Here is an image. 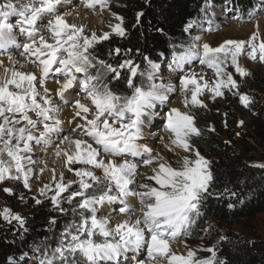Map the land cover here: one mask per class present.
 <instances>
[{"label": "snow or ice", "instance_id": "1", "mask_svg": "<svg viewBox=\"0 0 264 264\" xmlns=\"http://www.w3.org/2000/svg\"><path fill=\"white\" fill-rule=\"evenodd\" d=\"M65 3L67 0H29L28 3L0 0V53L20 48L22 55L38 69L21 70L22 66L11 55L10 66L0 60V184L16 181L31 191L32 178L50 170L52 183L39 188V195L47 197L54 210L63 214L69 211L63 206L65 203L72 206V215L79 218L78 223L67 227L58 246L51 254H45L40 264H76L77 254L85 258L86 264H107L137 252L142 255L134 259V264H225L218 259L215 247L202 249L209 255L198 257L197 250L187 243L184 244L186 253H178L172 246L173 242L190 235L191 224L200 216L207 197L212 195L209 191L213 181L212 162L194 142L204 130L197 126L196 116L189 109H206L205 93L215 102L229 92L245 107L251 105L252 98L240 91L236 76L251 75L240 62L242 56L264 63V38L258 25L247 40L228 39L216 46L209 43L189 46L185 54L176 58L177 67L199 57L200 64L214 70L212 80L195 72L183 75L179 83L185 93V110L170 107L165 114L166 131L172 139L164 147L169 152L181 149L187 153L180 157L177 168L145 142L143 127L145 117L157 103L168 101V95L155 85L147 90L137 86L134 78L139 65L130 59L114 67L94 55L97 44L112 35L126 34L124 18L115 16L119 22L111 26V32L89 35L83 25L68 22L66 17L70 13L61 11ZM85 6L104 9L110 7V0H85ZM205 7H208L206 3ZM14 16L21 18L19 31L26 42H18L13 34L9 18ZM113 52L119 55L120 49ZM148 64L153 71L158 68L151 60ZM123 68L129 71L126 84L130 94L118 93L103 82L108 73L119 79L118 69ZM94 69L97 71L93 72ZM54 73L60 78L55 80L57 87L53 95L47 81ZM77 88L82 90V98H69ZM167 91L175 92L176 88L172 86ZM61 103L70 104L74 109L72 119L67 121L74 125L71 129L74 137L61 134L66 123L59 116ZM77 119L83 123L76 124ZM54 136L59 139L54 140ZM64 145H70L71 149ZM37 146L54 149L55 158L63 160V169L73 173L74 178L66 179L63 169L57 174L55 168L48 169L46 160L29 155L35 154ZM102 155L113 159H101ZM129 156L141 160H129ZM141 163L151 169L152 174L146 180L154 181L159 187L137 182ZM254 166L264 168V164ZM3 191L14 194L11 187ZM49 193L52 194L49 196ZM35 203L43 201L36 198ZM113 205L114 208L105 211ZM137 211L139 216H135ZM112 212L124 218L113 223ZM0 216L9 222L15 220L21 226L25 223L20 214H13L10 209L0 211ZM54 223L55 219H51L50 224Z\"/></svg>", "mask_w": 264, "mask_h": 264}, {"label": "trees", "instance_id": "2", "mask_svg": "<svg viewBox=\"0 0 264 264\" xmlns=\"http://www.w3.org/2000/svg\"><path fill=\"white\" fill-rule=\"evenodd\" d=\"M262 1L234 0L233 6L226 8L225 0H110V10L124 18L126 34L123 37L112 35L109 40L97 44L94 55L114 67L130 59L140 69L152 73L148 60L158 65L165 57L177 58L187 52L185 45L191 44L188 28L196 20L209 18L211 6L225 8L228 14L235 13L242 20L249 21L258 12ZM249 12L254 14L249 16ZM117 48L120 49L119 55L113 52ZM250 73L241 83V89L252 98L249 107H245L237 96L227 93L224 109H196L197 126L204 131L194 142L212 162L213 181L209 189L212 195L201 208L206 219L214 216L231 222L243 221L264 211V170L250 164L251 152L264 147V100L258 91H253L254 88L264 90V76L258 70ZM110 74L104 76L103 82L118 93L130 94L126 80L114 79ZM134 82L144 89L148 86L144 79L134 78ZM239 120L244 122L240 124L244 135L240 141L235 138V126ZM49 217L50 214L43 209L34 212L27 218L22 235L1 227L0 264H7L9 258L22 254L27 245L39 247L43 241L55 242L48 237ZM198 218L200 216L196 220ZM71 223L73 221L66 224ZM249 237H236L233 233L221 235L216 247L218 259L225 264H264V240Z\"/></svg>", "mask_w": 264, "mask_h": 264}, {"label": "rangeland", "instance_id": "3", "mask_svg": "<svg viewBox=\"0 0 264 264\" xmlns=\"http://www.w3.org/2000/svg\"><path fill=\"white\" fill-rule=\"evenodd\" d=\"M68 1V0H67ZM229 1V2H228ZM24 3H28L29 0H23ZM81 0H75L70 4L65 3L61 11H67L71 12L72 9L81 7ZM225 6L232 7L234 4V0H225ZM77 5V6H76ZM79 5V6H78ZM83 11L89 15L94 16L97 20L101 22H105V28L103 29L104 32H111V26L115 25L119 21L116 20L114 14L110 7L101 9L99 6H97L95 9H88L87 7L82 8ZM212 15L207 19H200L196 20L194 24L188 28V35L191 38V44L185 45L186 49H189V46L192 47H199L203 45L204 43H209L213 46L218 45L222 41L228 40V39H234V40H247L254 31L257 29V25L259 27V32L261 34V37L264 38V0L261 2L258 8V12L254 15V17L249 21L240 20L238 17H235V13L228 14L226 9L224 8H214L211 6ZM73 16V17H72ZM18 21H15V20ZM21 18L19 17H10L9 23H12L16 26L14 30V35L17 39V41L21 39H26L20 31H19V20ZM69 23H74L76 25H83L85 28L86 34H91L93 31L89 28V23L86 19H81L74 15H68L66 17ZM85 20V21H84ZM109 25V26H107ZM212 29L209 31V29ZM102 31V29L100 30ZM96 33V32H95ZM98 36L102 35L98 31L96 33ZM45 35L47 36V32H45ZM195 37H201L199 41H195ZM50 39V37H49ZM15 50V47L8 49L7 51L0 53V60L5 61L6 66H10L8 62V57L11 55V57L18 61L19 65L22 66L21 70L26 71L28 66L24 65V62L22 60H25V62L32 66H35L32 64L28 57L25 55H22V50L20 49L19 52H17V55L10 53ZM124 56V55H122ZM176 58L172 56L165 57L163 61L158 64V68L156 70H150L152 73H149L148 71H145L143 69H138V74L135 77L139 80L144 79L148 83L147 90L150 85H155L158 89L161 90V92H164L168 95L169 99L164 104L157 103L155 109L151 110V112L145 117V123L143 125L144 132H145V142L149 144L150 147H152L156 153L164 155L169 162L172 163L173 167H179V159L180 157H183L184 155H187L183 150L181 149H175L174 152H169L168 149L164 147V144H167L171 139V135L166 131V120H165V114L169 110L170 107H178L182 111L185 110L183 108V99L185 93L181 90L180 86V79L185 74H190L192 72H195L197 75L204 74L205 79L212 80L214 79V70L209 69L207 66L200 64L199 57L192 59L189 62L184 63L181 67L176 66ZM240 62L243 66H245L250 72L253 70H258L263 76H264V63L259 62V60L253 61L250 60L244 56L240 58ZM137 65V64H135ZM36 67V66H35ZM121 73L119 79L126 80V77L129 75V71L127 68L118 69ZM229 70H232L229 68ZM124 73V74H123ZM140 73H144V75H140ZM81 78H83V74H80ZM111 75V74H110ZM151 75V79H149V76ZM112 76V75H111ZM55 73L50 75L48 78V81L54 83L56 79H59ZM237 80L240 81V91L242 93H246L241 89V83L243 81L244 77L236 76ZM115 79V78H114ZM118 79V80H119ZM174 86L176 88L175 92H168L167 89L169 87ZM253 91L256 93L258 91L259 97L264 100V90L257 88L253 89ZM229 93L226 92L225 95ZM207 93H205V96L203 97L205 99V102L207 103L208 107L206 110H217V109H224L227 105V102L225 100V96L222 98H217L215 102L207 98ZM72 96L82 98V90L79 88L74 89L71 93L69 98ZM57 103H60L58 98L56 99ZM61 111L59 113V116L61 119H64L66 121L62 135H67L69 137H74L75 133L71 132V129L74 127L73 124L67 123V121L72 119V114L74 112L73 107L69 105L60 104ZM197 119V111L196 109H189ZM200 111H204L205 109H198ZM35 118V117H33ZM83 123L82 120L77 119L76 124ZM22 126V125H21ZM70 127V128H68ZM160 132H166V134L161 135ZM242 128L240 125V120L236 123L235 126V138L239 141L243 137ZM79 138H84L83 136H80ZM163 139V143L161 142V139ZM54 140H58L59 137L54 136ZM252 144H255V141L252 138H248ZM64 147L71 149L70 145H64ZM29 155H33V158H39L40 160H50L49 156L54 155V149L47 150L42 149L41 147L37 146L35 148V154L29 153ZM204 155L208 160L209 157L206 154ZM252 157L250 159V164L252 166L264 164V147H257L255 150L251 152ZM103 159H113V157L102 155ZM7 159V157H5ZM129 160H141L140 157H128ZM51 165L48 164V169L55 168L57 174L63 169V160H57L56 158L53 159L50 162ZM256 167V166H255ZM260 168V167H257ZM263 169L264 168H260ZM65 172L66 179H73L74 175L71 172H68L66 169H63ZM46 171V170H45ZM49 175L43 174L40 176L39 174L35 175L32 180V190L29 191L25 189L21 183L16 181H6L3 184H0V211L4 209H10L13 214H20L22 218L25 220V223L21 226L17 221L11 220V222L3 219L2 216H0V228H6V229H12L15 234L22 235L20 233L24 232V229H26V220L30 217V215L34 214V212L38 210H45L50 214V217L48 219V225L47 231L49 232L48 237L50 239L55 240L53 242L51 240V243H46V241H43V245L41 246H32L27 245V249L21 252L16 257L9 258L7 264H40V261L44 258L45 254H51L52 250L56 248L57 243L63 239L62 234L66 231L67 227L70 224H66L67 222H79V218L74 217L71 213V207L68 204H64L63 206L66 209H69L67 214H63L59 211L54 210L53 205L49 201V199L45 196H40L38 189L43 187L44 184L52 183V178L48 179L47 176H52V173L50 170H48ZM151 169L145 168L143 164L141 163V167L139 169V175L137 176V182H146V183H152L155 185L154 181H147L146 176L151 175ZM159 187L158 185H155ZM5 187H11L14 189V194L9 195L6 194L3 189ZM52 193H49V196ZM67 195V194H65ZM23 196L24 198L21 199L20 197ZM38 198L43 201L41 204L35 203V199ZM115 206H107L105 211L110 210L111 208H114ZM55 214L53 215V213ZM103 214V213H102ZM140 212L137 211L135 213V216H139ZM120 214H117L115 212H112V220L113 223L116 221L122 219ZM55 219L54 224H50V220ZM58 222H60V226L58 225ZM191 230L190 235H185L182 237V239L179 242H173V249L178 253H186L187 249L184 247V244L187 243V245L197 250V256L198 257H205L209 255L206 251H203L202 249H206L209 247H217L219 239L221 235L226 234H234L236 237H245L250 236L249 238H253V236L258 237L261 240H264V211L257 213L254 217L243 220V221H227L225 219H220L217 217H210L209 219H206L203 217V213H200V218L197 220H194V223L190 226ZM46 249V250H44ZM49 251V252H48ZM142 253H128L127 255H122L119 258L118 262H107V264H134V259L136 257L141 256ZM129 257L132 258L130 261ZM145 260L147 259L146 255L143 257ZM76 264H86L85 258L81 256L80 254H77L75 257Z\"/></svg>", "mask_w": 264, "mask_h": 264}, {"label": "bare ground", "instance_id": "4", "mask_svg": "<svg viewBox=\"0 0 264 264\" xmlns=\"http://www.w3.org/2000/svg\"><path fill=\"white\" fill-rule=\"evenodd\" d=\"M75 2V0H68L67 1V4H70V3H72V2ZM82 1V3H81V7H78V9L77 8H74V9H72L71 10V12H70V15H74V16H77V17H79V18H81L82 20L83 19H86L87 20V22L89 23V28L93 31V32H96V33H98V31L100 32V33H102L103 34V29L105 28V22H101V21H99V20H97L94 16H89V15H87L84 11H83V9L82 8H84V7H86L85 6V0H81ZM77 6V5H76ZM79 6V5H78ZM73 17V16H72ZM85 21V20H84ZM107 26H109V25H107ZM13 27H14V30H15V28H16V26L13 24ZM109 28H111V27H109ZM102 29V31H100ZM106 29V28H105ZM18 42H20V43H23V42H26V39H21V40H19ZM22 50V49H21ZM20 51V48H15V50L13 51V52H10V53H15L16 55H17V52H19ZM14 54V55H15ZM23 62H24V65H26V66H28V68L26 69V71H38V69L35 67V66H32V65H30L29 63L27 64L26 62H25V60H22ZM53 82H50V81H47V84H48V86L50 87V88H52L53 89V95H54V90H55V88L57 87V85L56 84H52ZM55 83V82H54ZM57 99V98H56ZM68 128H70V127H68ZM166 128V127H165ZM161 133V135H164V134H166V132H160ZM165 136V135H164ZM81 139H83V138H81ZM49 158H50V160L48 159L47 160V162H48V164L49 165H51L50 164V162L53 160V159H55V156L54 155H51V156H49ZM36 159H39V158H36ZM101 159H103L102 157H101ZM49 168V167H48ZM44 174H46V175H49V173H48V170H46L45 172H44ZM47 178L48 179H51L52 178V176H47Z\"/></svg>", "mask_w": 264, "mask_h": 264}]
</instances>
